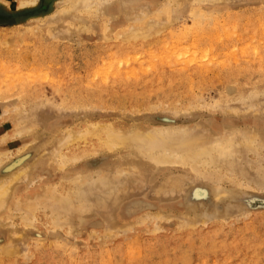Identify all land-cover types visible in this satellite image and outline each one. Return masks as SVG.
<instances>
[{
  "label": "rangeland",
  "instance_id": "1",
  "mask_svg": "<svg viewBox=\"0 0 264 264\" xmlns=\"http://www.w3.org/2000/svg\"><path fill=\"white\" fill-rule=\"evenodd\" d=\"M60 1L0 12V152L31 154L11 205L48 187L68 195L65 208L47 198L31 224L19 209L4 215L0 264H264V0H207L200 17L212 15L196 21L189 3L173 5L177 23L125 49L119 29L166 0H104L54 20L70 3ZM108 122L160 130L165 143L53 157L63 134ZM250 132L262 141L241 142ZM226 137L235 151L210 148ZM188 148L210 154L150 163Z\"/></svg>",
  "mask_w": 264,
  "mask_h": 264
},
{
  "label": "bare ground",
  "instance_id": "2",
  "mask_svg": "<svg viewBox=\"0 0 264 264\" xmlns=\"http://www.w3.org/2000/svg\"><path fill=\"white\" fill-rule=\"evenodd\" d=\"M62 1H64V0H61L60 2H62ZM65 1H67V0H65ZM68 1H70L69 6L63 10H60L59 13L61 15L59 16V14L57 13L56 15H58V16H55L54 20L56 17H62L63 18L65 16H68L69 14L72 16L75 14H81V12L82 13L84 12V14L85 13H91L92 12L91 10L93 8L95 10V8L98 9V7L99 8L101 7L100 9L102 10L103 6H104L103 5L104 0H72V1L68 0ZM107 1L108 0H105L104 3ZM166 1H167L166 5H168V6L166 7V9L161 10V11H159L157 9V11L155 12L156 17L150 18V19L147 18L142 22H139V20H138V22L129 23L128 25L122 26L114 38V41L118 42L119 48L125 49L128 45L132 44V43H129L130 41H132V42L145 41V40H147L148 37H150V35L158 34L161 31H163L164 28L167 27L169 24L174 23L175 21L177 23L178 22L177 21L178 16L174 17L175 9L172 10L173 7L170 8L171 6L176 5V4L177 5L179 4V6H181V5H186L189 3V5H186V6H188V9H189V14H187V15L188 16L190 15V18L193 17V19L192 18L191 19L192 20L195 19L194 21H196L197 20L196 18H201L200 16L204 11V10L201 11L202 9H200L199 7L203 4V2H205V1L207 2V0H166ZM215 1L220 2L222 0H215ZM44 2H45V0H18V4L16 6H12L8 2V0H0V12H6V11L10 10L13 14L17 15V14L21 13L22 10H25L28 8H33V7H36V5H40V4H41L40 6H42L44 4ZM196 2H197V5H196ZM209 2H214V0H211ZM108 4H109L108 2H107V4L105 3L106 6ZM197 6H199V7H197ZM159 7H161V6H159ZM143 9H142V11L141 10L140 11H141V13L143 12L145 17H148L149 15H151L149 13H153L149 9L144 10V11H143ZM215 9H217V8H215ZM153 11H155V10H153ZM199 11H201V13ZM214 11H216V10H214ZM101 12H103V11H101ZM205 12H206V14L209 13V11H206V10H205ZM205 12H204V14H205ZM216 12H219V11H216ZM95 13H93V14L97 15ZM176 13H177V11H176ZM211 13H209V14L212 15ZM206 14H205V16H206ZM129 15H130V13H129ZM205 16H203L201 19L204 20L203 18ZM69 17L70 16H68V18ZM46 18H45V20L50 19V15L47 19ZM132 18H130V19L134 20V18L133 19ZM174 18L175 19L177 18V20L174 21L173 20ZM128 19L129 18H127V21H128ZM60 20H61V18H60ZM57 21H56V23L54 22L55 24L51 23L52 28H51V26H49L50 28L48 27L50 31L52 30L51 32H53V30H54L53 28L56 27ZM67 21H65V22H67ZM70 21H71V19H70ZM48 22H49V20H48ZM129 22H130V20H129ZM49 24H50V22H49ZM105 25H107V24H105ZM62 27H60V28L67 30V28H62ZM104 28L106 29V26ZM61 29L58 28L57 30L60 31ZM105 29H103V30H105ZM57 30H56V32H58ZM62 32H65V31L61 30V33ZM54 33H55V31H54ZM53 36H55V35H53ZM63 36H61V37H63ZM127 43H129V44H127ZM109 68H111V67H109ZM123 70H125V68ZM127 70H128L127 73H129V69H127ZM130 70H132V68ZM229 88H230V86H229ZM229 91H232V89L230 88ZM233 109H235L236 112L238 110L237 108H233ZM21 113H20V116H21ZM51 114L53 115L54 113H51ZM51 114H50V116H51ZM23 115L21 116L22 119L24 118ZM109 123L110 122H108V124H103V123L89 124L82 131H74V132H68L66 134H63L61 140L57 144L54 145V148L51 149V151L53 153V157H60L63 162H65V161L67 162V161L72 160V158L78 154L76 152H80V151H78V149H81V151L83 149H90V150H93L96 152V150H99L101 148L126 147V146H129L132 144H136L138 142V140L142 146L146 147L148 150L149 149L152 150L155 146L162 147L161 144L165 143V140H166L165 132H162L160 130H149V129H147V130H143L142 133H137L136 135L133 136V135L121 130L120 128H116L114 125H111ZM244 134L245 135H243L241 133L240 138L242 140L241 142L245 143V145L255 146L256 142L262 141L261 138L263 135L261 133L250 132V133H244ZM23 137H24V135H23ZM5 139H6V137H4L1 141H4ZM88 139H92V140L88 141ZM232 140L226 137L225 139H222V141L218 142L217 144L211 145L210 148L214 152L222 153L225 155L232 153V151H235V149H236V148L234 149V145H232V142H233ZM82 141H85L83 148H81V142ZM234 142H235V140H234ZM10 145H12V144H10ZM165 149H167L166 145H165ZM62 150H68V153L65 152L66 155H64L63 152H61ZM119 150H121V149H119ZM130 152H132V151H130ZM10 154H11L10 151L0 152V166H2V167L4 166L5 171L10 172L9 174L7 173L8 175L6 177L0 178V222L5 219L4 215L8 211H10V213H11L12 210L19 209V210H22L24 212L23 220L26 223L31 224L33 222V220H35V218H36L37 210L39 209V207L41 205L45 204V202H46L45 200L47 198L52 199L55 202H59L62 208L66 207V204L68 203L66 200L68 195L65 196V193H64L66 191V189L62 193H59V192L56 193L54 188H52V187H48L47 189L43 190L39 195H37L35 197H30L28 200L17 199L16 202L13 205H11V201H12L11 196H12V193L15 189V185L19 182V180L21 178L24 179L29 174L28 167L23 168V166L21 167V165L24 164L23 162L25 160L30 158L31 154L28 152H25V153L19 155V157L14 158L15 160L10 159ZM175 154H176V152H175ZM200 154H204L206 156H209L210 152L207 150H204L201 153L200 151H196L192 148H188V150H186L185 158H182V159L181 158H173V160H172L171 158H167V156L162 155V156H158L156 158L155 157L150 158V163H159L160 162L163 164L165 161H168V162H175V161L178 162L179 161L182 163H187L188 161H191V162H193L192 166H194L193 160L194 159L196 160V158L200 157L199 156ZM194 156H196V158H194ZM206 156H202V158L206 157ZM144 157L145 156H143V158ZM202 158H200V159H202ZM8 160L10 162H8ZM154 166H156V165L154 164ZM15 167H17V168H15ZM17 187H18V185H17ZM155 218L157 219V217H155ZM3 225H4V222H3ZM2 254H4V252Z\"/></svg>",
  "mask_w": 264,
  "mask_h": 264
}]
</instances>
